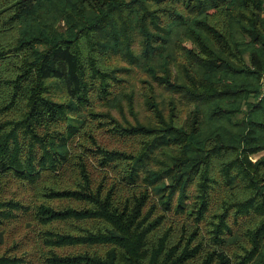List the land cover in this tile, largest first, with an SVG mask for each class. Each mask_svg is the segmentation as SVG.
<instances>
[{
	"label": "trees",
	"instance_id": "1",
	"mask_svg": "<svg viewBox=\"0 0 264 264\" xmlns=\"http://www.w3.org/2000/svg\"><path fill=\"white\" fill-rule=\"evenodd\" d=\"M0 264H264V0H0Z\"/></svg>",
	"mask_w": 264,
	"mask_h": 264
}]
</instances>
